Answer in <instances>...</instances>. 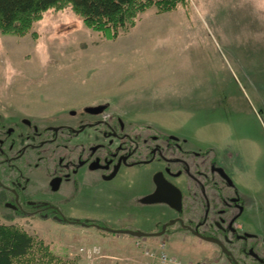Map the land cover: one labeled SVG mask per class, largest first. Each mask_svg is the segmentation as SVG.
I'll use <instances>...</instances> for the list:
<instances>
[{"label": "rangeland", "instance_id": "obj_1", "mask_svg": "<svg viewBox=\"0 0 264 264\" xmlns=\"http://www.w3.org/2000/svg\"><path fill=\"white\" fill-rule=\"evenodd\" d=\"M219 150L241 185L240 225L264 238V0H186L141 13L110 40L71 8L49 11L25 36L0 31V113L76 121L83 107ZM142 178L86 186L66 214L118 231L158 228L165 206L137 204ZM140 196V197H141ZM168 212H170L168 210ZM55 256L43 264H142L132 236L96 227L19 220ZM156 226V227H155ZM183 260L213 264L215 247L185 235L142 239Z\"/></svg>", "mask_w": 264, "mask_h": 264}, {"label": "flooded vegetation", "instance_id": "obj_2", "mask_svg": "<svg viewBox=\"0 0 264 264\" xmlns=\"http://www.w3.org/2000/svg\"><path fill=\"white\" fill-rule=\"evenodd\" d=\"M99 106L83 107L85 117L74 122L61 113L55 119L0 113L3 223L90 220L70 216L64 207L80 200L86 186L142 178L139 188L147 192L132 201L142 204L158 192L173 204L159 203L167 214L158 228L134 232L155 239L185 235L213 245V264H264V238L240 225L247 209L224 153L198 151L185 138L118 116L91 119L103 112L88 109Z\"/></svg>", "mask_w": 264, "mask_h": 264}, {"label": "trees", "instance_id": "obj_3", "mask_svg": "<svg viewBox=\"0 0 264 264\" xmlns=\"http://www.w3.org/2000/svg\"><path fill=\"white\" fill-rule=\"evenodd\" d=\"M185 2L186 0H0V31L23 37L47 12L71 8L87 27L114 40L121 31L134 28L139 15L149 8L155 6L159 13H169ZM72 224L86 227L99 225L90 220ZM54 259L55 256L44 241H38L15 225L0 224V264H43L45 260L51 263Z\"/></svg>", "mask_w": 264, "mask_h": 264}, {"label": "built area", "instance_id": "obj_4", "mask_svg": "<svg viewBox=\"0 0 264 264\" xmlns=\"http://www.w3.org/2000/svg\"><path fill=\"white\" fill-rule=\"evenodd\" d=\"M135 246L141 250L143 257L142 264H202L183 260L169 253L165 244H149L142 239L135 240Z\"/></svg>", "mask_w": 264, "mask_h": 264}, {"label": "water", "instance_id": "obj_5", "mask_svg": "<svg viewBox=\"0 0 264 264\" xmlns=\"http://www.w3.org/2000/svg\"><path fill=\"white\" fill-rule=\"evenodd\" d=\"M106 109L105 106H99V107H93V108H89L88 111L93 113V114H100L102 112H104V110ZM178 202L179 204L181 203V195L179 193V196H178ZM143 203L144 204H159V203H166V204H170L172 205L173 203L165 198V197H162V195L160 193H155L151 196H148L146 197L144 200H143ZM94 227H96L98 230L100 231H104V232H108V233H111V234H117V235H120V234H124V235H128V236H132L134 238H150L152 237V235H148V234H142L140 232H134V231H118V230H112V229H107V228H104L100 225H94ZM220 243V242H218Z\"/></svg>", "mask_w": 264, "mask_h": 264}, {"label": "crops", "instance_id": "obj_6", "mask_svg": "<svg viewBox=\"0 0 264 264\" xmlns=\"http://www.w3.org/2000/svg\"><path fill=\"white\" fill-rule=\"evenodd\" d=\"M237 183H238L239 187L241 188V185L239 184V182H237Z\"/></svg>", "mask_w": 264, "mask_h": 264}]
</instances>
